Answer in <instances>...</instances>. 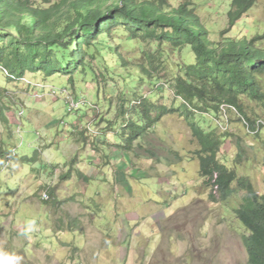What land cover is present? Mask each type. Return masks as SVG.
Wrapping results in <instances>:
<instances>
[{"label":"rangeland","instance_id":"1","mask_svg":"<svg viewBox=\"0 0 264 264\" xmlns=\"http://www.w3.org/2000/svg\"><path fill=\"white\" fill-rule=\"evenodd\" d=\"M191 1L212 41H249L264 35V0H256L245 15L242 21L247 18V24L240 22L226 36L221 33L229 28L232 0H169L167 10ZM188 49L182 54L190 62L194 55ZM163 50L171 60L164 69L176 77L187 64L180 58L177 65L179 53L169 46ZM131 74L132 87L139 89L141 70L134 68ZM173 82L164 79L162 84ZM43 83L51 89L28 88ZM110 83L117 86L101 90L81 71L51 80L29 75L10 82L0 69V93L14 106L6 111L12 139L0 122L3 148L10 152L0 158V261L11 257L12 264H249L245 231L234 213L245 193L228 202L211 200L207 179L199 173V142L179 113L165 117L132 153L122 149L126 139L118 133L124 134L126 125L137 120L119 115L120 105L162 85L133 89L121 101L122 81ZM175 98L166 87L155 100L168 106L176 102L177 108L181 99ZM246 105L256 120L264 121L261 104ZM215 119L197 120L222 140L218 162L239 178L248 177L264 195V130L260 136L250 134L236 111L229 112L228 124L223 116L218 119L222 122ZM85 132L92 140L87 139V146ZM70 172L72 176L63 179ZM48 187L56 196L45 203L43 191Z\"/></svg>","mask_w":264,"mask_h":264},{"label":"trees","instance_id":"2","mask_svg":"<svg viewBox=\"0 0 264 264\" xmlns=\"http://www.w3.org/2000/svg\"><path fill=\"white\" fill-rule=\"evenodd\" d=\"M191 3L168 11L169 0H0V69L10 82L25 80L29 75L51 80L75 76L81 71L91 76L101 90L116 87L110 81L119 78L123 83L118 95L121 101L133 89L139 91L145 85L161 84L162 88H152L148 96L136 101L148 124L136 126L134 135L128 137V148L148 128L159 125L170 114L179 113L199 142L198 153L211 200L228 202L239 192L245 193L234 213L245 231L249 264H264V195L255 190L248 177L239 178L218 162L223 142L197 120L205 116L221 119L225 109L224 123L228 124L229 112L236 111L250 134L260 136L264 121L253 117L255 113L246 101L264 108V46H259L264 43V35L249 41H212ZM256 5V0H232L229 28L221 35L231 33L240 22L247 24V18L242 20ZM123 38L127 41H122ZM165 45L179 53L174 59L177 65L181 66L180 58L187 64L176 77L164 69V64L171 61L164 54ZM187 49L194 55L190 62L182 54ZM134 68L141 70L139 89L132 87ZM163 73L166 74L161 77ZM146 78L150 79L149 84ZM164 79L174 82L168 86L162 84ZM43 84H28V88L51 89V84ZM166 87L181 99L177 108L176 102L168 106L155 100ZM10 102L0 93V122L12 139L11 120L6 114L14 107ZM9 153L3 148L1 136L0 158L5 159ZM69 177L71 173L63 175V179ZM49 194L51 198L56 196L54 190Z\"/></svg>","mask_w":264,"mask_h":264},{"label":"clouds","instance_id":"3","mask_svg":"<svg viewBox=\"0 0 264 264\" xmlns=\"http://www.w3.org/2000/svg\"><path fill=\"white\" fill-rule=\"evenodd\" d=\"M4 71H6V70H4ZM21 81H23V80H21ZM144 96H145V95H144ZM120 110L122 111V113H119ZM119 112H118L119 115H121V114H124V115H132V116H134L135 119L137 120L136 123H129V124L126 125V127H125V129H124V130H125L124 134H123V133H118V137L121 136V135H123V136L125 137V139H126V145H127L126 147L123 146V145H121L120 147H121L122 149L127 150V153L130 154V153L133 152L136 143H137L138 141H141L142 139H144V138L150 133V131H151L153 128H155L156 126L153 127V128H151V129L148 128L147 131H146V133H145L144 135H142V136L137 137V138L133 141V144H132L131 148H128V145H129L128 137L134 135V130H135V128H136L137 125H139V126H141V127H145V126L148 124V118L140 113V111H139V109H138V104H137L136 101H132V102H130V103H128V102H124L123 104L120 105ZM225 112H226V110L223 109V115H222V116H223V120H225V119L227 118V117H225ZM166 117H167V116H166ZM215 121H216V122H222V121H220V120H218V119H215ZM161 122H162V121H161ZM128 125L131 126L130 129L127 128ZM107 130H111L112 132H110V133H115V130H112V129H107ZM108 132H109V131H108ZM95 134H98V132H95ZM100 135H102V132L99 134V136H100ZM87 139H89V140L92 142V140L90 139V137H87ZM87 139H86V140L83 139V141L86 142V146H87V144H89V143L87 142ZM106 140H109V137H107ZM91 142H90V143H91ZM198 160H199V162H200V171H199V173H200V175H202V177H203L204 179H206V177H204V175H203V173L205 172V170H204L203 167L201 166V160H202V159L199 158ZM72 163H73V160H72ZM6 166H7V168H8L9 164L7 163ZM70 173H71V172H70ZM71 176H72V174H71ZM50 191H51V188H49V187L46 188L45 191H43V198H42L43 201H47L48 198H49V201L53 200V198L50 197V194H49ZM0 264H12V258L9 257V258H7V259H5V260H3V261H0Z\"/></svg>","mask_w":264,"mask_h":264},{"label":"bare ground","instance_id":"4","mask_svg":"<svg viewBox=\"0 0 264 264\" xmlns=\"http://www.w3.org/2000/svg\"><path fill=\"white\" fill-rule=\"evenodd\" d=\"M47 201H49V198H48V200Z\"/></svg>","mask_w":264,"mask_h":264}]
</instances>
